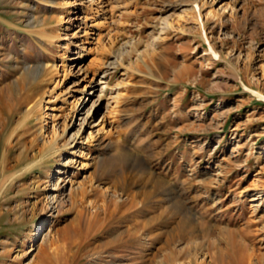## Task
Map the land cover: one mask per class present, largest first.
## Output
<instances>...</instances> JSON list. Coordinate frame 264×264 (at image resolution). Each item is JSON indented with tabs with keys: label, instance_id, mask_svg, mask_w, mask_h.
Here are the masks:
<instances>
[{
	"label": "rangeland",
	"instance_id": "obj_1",
	"mask_svg": "<svg viewBox=\"0 0 264 264\" xmlns=\"http://www.w3.org/2000/svg\"><path fill=\"white\" fill-rule=\"evenodd\" d=\"M0 264H264V0H0Z\"/></svg>",
	"mask_w": 264,
	"mask_h": 264
},
{
	"label": "bare ground",
	"instance_id": "obj_2",
	"mask_svg": "<svg viewBox=\"0 0 264 264\" xmlns=\"http://www.w3.org/2000/svg\"><path fill=\"white\" fill-rule=\"evenodd\" d=\"M87 2V1H86ZM84 4V3H83ZM86 5V4H85ZM86 7V6H85ZM89 7V9L91 10V12L95 15V13H97L98 12V10H99V8L100 7H94L93 5H90V6H88ZM88 7H86V9L89 11V9H88ZM197 8V10L195 9V11H197L196 13L198 14V17L199 18H201V9H200V7L197 5L196 6ZM85 9V10H86ZM87 11V12H88ZM86 14H88V13H86ZM86 17H84V16H82V15H80V16H77L76 18H75V20L76 21H81V20H84ZM91 19H93V17H91ZM91 22H92V25H90V26H88L87 24H86V22H85V25L83 26V27H81L80 26V24L77 26V31L73 34V38H76V37H80V33H82L83 34V36H85V40L86 41H73V40H71L70 42L71 43H73V45L76 47V49L75 50H77V51H75V57H74V59H72V63H73V67H75L76 69H78V71H77V73H79V74H83L84 75V79L85 78H87V73H86V69L84 68V66L82 65V64H80V62H81V60H82V57H83V52H84V50H85V46L83 45V43H85V42H88V43H90V41H89V39L91 38V35H93V34H97L98 36H100L99 35V33H98V29H97V25L99 26V23L98 24H96L95 22L97 21V20H90ZM103 22V21H102ZM102 22H100L101 24H102ZM199 22H200V24L202 25V27H203V29H204V24H203V22H202V19H200L199 20ZM100 24V25H101ZM97 31V32H96ZM95 34V35H96ZM78 82H80V81H78ZM78 82H76L74 85H77L78 84ZM85 90V89H84ZM83 90V91H84ZM69 91V90H68ZM69 93V92H68ZM67 93V94H68ZM90 101V98H87V96H81V97H79L77 100H75L74 102H72L71 103V111H73V113L75 112L76 114H79V112L84 108V106H85V104H87V102H89ZM41 103L42 102H38V106L39 105H41ZM96 106V103L94 102V103H92V105L88 108V115L91 113V111L94 109V107ZM88 117V116H87ZM85 121L86 120H83V123L81 124V127H80V132H81V130H82V127H84V125H85ZM64 128H66V126L64 127ZM79 132V133H80ZM76 138H77V136H76ZM59 178H57V180H56V183H55V189L56 188H58V186H59ZM56 196L57 195H54L53 196V202L54 203H56L57 202V198H56Z\"/></svg>",
	"mask_w": 264,
	"mask_h": 264
}]
</instances>
